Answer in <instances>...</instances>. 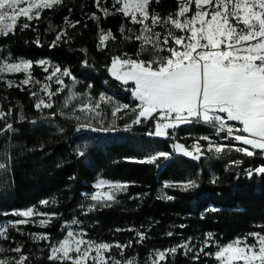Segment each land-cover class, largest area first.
<instances>
[{
	"label": "trees",
	"instance_id": "16d2710c",
	"mask_svg": "<svg viewBox=\"0 0 264 264\" xmlns=\"http://www.w3.org/2000/svg\"><path fill=\"white\" fill-rule=\"evenodd\" d=\"M180 2L153 0L149 6L150 14L162 19L174 16ZM112 3L113 0H105L104 6L109 8L105 17L96 9L95 0H64L61 6L41 11L39 20L34 19L29 29L20 30L19 25L24 22L21 18L13 34L0 35V57L13 61L31 60L30 71L35 80L43 83L46 75L37 66L40 59L48 61L50 66L58 64L69 69L75 77V84L68 77L64 78L67 87L52 97L53 107L43 112L35 110V98L30 95V90L39 91V84L30 83L18 88L0 82V110L6 114L12 110L0 120V130L8 123L15 129L0 133V164L4 165L0 168V222L19 219L12 212L30 207L40 212L58 213L46 227L29 223L20 225V230L16 231L9 226L10 239L0 240L5 248L23 244L24 251L32 257L31 264H50L49 243L34 240L29 234H48L54 244L66 234L65 222L70 225L74 218L80 224L70 225L72 230H84L85 239L122 244L132 240L134 246L125 250V258L135 257L137 264H145L151 250L169 248L189 237L198 250L207 233H212L219 245H226L249 232L260 231V226H264V177L243 174L245 168L264 163L259 156L251 158L232 151L220 157L209 153L207 158L194 161L173 153L169 160L161 158L155 165L130 162L156 151L172 152L170 145L174 140L146 136V132L154 130L152 121L125 130L132 114L121 119L123 113H119L113 119V105L110 104L101 105L100 120L91 119L78 110L81 103L98 98L102 93L111 96L115 102L135 106L137 102L132 100L130 92L110 76L106 66L113 56L146 61L154 58L151 45H144L147 50L141 51L142 42L135 40L141 25L132 24L121 13L114 12ZM69 9H72L71 14ZM93 13L100 17L98 22L90 19ZM65 17L80 23L74 28L68 27ZM98 24L105 33L110 32L116 38L109 39L103 51L97 48ZM61 29L66 30L70 39L53 48L51 42ZM172 30L177 35L182 34ZM153 31L161 33V40L167 35L161 26H156ZM37 35L41 41L39 46L34 43ZM125 36L131 39L126 40ZM84 61L89 66H85ZM0 79L18 83L24 79V74H7ZM50 83L51 90L55 91L57 85ZM73 108L77 109L74 115ZM53 112L57 113L55 117L51 116ZM61 112L68 114L60 115ZM101 124L111 125L113 130L92 132L85 129L86 125L98 128ZM80 128L83 130L77 131ZM173 131L175 141L186 146L202 136L216 139L214 129L203 124L183 125L169 130L170 134ZM201 143L206 146V142ZM78 150L84 151L85 155L79 157ZM236 159L242 160L243 164L229 167L230 161ZM213 176L218 177L216 183L211 182ZM97 178L129 186L117 195L111 206L97 207L89 212L88 206L93 203L90 195L95 190ZM186 179L195 180L198 186L188 191L163 187L166 181ZM165 194L174 199H162ZM45 200L49 201L47 205L41 203ZM136 231L146 233L141 244L135 243ZM169 231L174 235L167 236ZM216 250L215 246L206 249L212 253ZM111 254L121 258L118 249L113 248ZM215 262L212 257L201 256L199 264ZM168 264H192L191 256L186 257L181 250L169 257Z\"/></svg>",
	"mask_w": 264,
	"mask_h": 264
},
{
	"label": "snow or ice",
	"instance_id": "6c2138e0",
	"mask_svg": "<svg viewBox=\"0 0 264 264\" xmlns=\"http://www.w3.org/2000/svg\"><path fill=\"white\" fill-rule=\"evenodd\" d=\"M152 2L153 0H113L112 3L114 12L121 13L132 24L141 25L140 33L135 36L136 41L142 42L141 51L147 50L144 45H151L154 52V58L147 61L113 56L106 66L110 76L122 82L130 92L132 100L137 102L135 106L115 102L111 96L102 93L98 98H89L87 103H81L78 110L91 119L100 120L101 105L110 104L113 105V119L119 113H123L121 119L132 114L133 118L130 123L125 124V130L152 121L154 130L146 132V136L174 140L170 145L172 152L156 151L130 162L155 165L161 158L169 160L173 153L200 161L207 158L206 154L209 153L220 157L221 154L232 151L251 158L259 156L264 161V0H181L175 15L164 19L150 14L149 6ZM63 3L64 0H0V35L13 34L21 18H24V22L19 25L20 30L29 29L34 19L39 20L41 11L53 9ZM104 4L105 0H95L96 9L106 17L109 8ZM71 11L69 9V14ZM90 19L98 22L100 17L93 13ZM79 23V20L73 22L65 17L68 27L74 28ZM156 26L164 27L167 31L162 40L161 33L153 31ZM98 29L100 35L97 48L103 51L107 41L116 38L110 32L105 33L99 28V24ZM172 29L182 34L177 35ZM121 33H124L123 28ZM124 38L131 39L128 36ZM69 39L66 30L61 29L50 46L55 48ZM34 43L40 45L39 35ZM162 52L167 55H160ZM36 63L46 73L43 83L33 78L30 71L33 67L31 60L13 61L0 57V77L24 74V79L18 83L10 79H0V82L7 87L18 88L30 83L39 84V91L30 90V95L35 98V110L43 112L53 107L52 97L59 95L67 87L64 78L68 77L75 84V77L69 69L58 64L50 66L44 59ZM84 65L89 66L87 61H84ZM50 82L57 85L55 91L51 90ZM65 107L68 105L65 104ZM75 111L77 109L73 108V115ZM11 112V109L7 114L0 110V120ZM56 115L55 112L51 114L52 117ZM198 122L213 128L216 139L202 136L186 146L175 141L174 131L171 134L169 132ZM32 123L35 124L36 121ZM237 123L239 127L236 126ZM80 130L83 128L77 129ZM88 130L111 131L113 128L111 125L101 124V127H90ZM13 131V124L8 123L0 133ZM201 141L206 142V146ZM229 141L234 143H228ZM77 155L83 157L85 152L78 150ZM242 164V160L236 159L230 161L229 167H239ZM3 167L0 164V168ZM5 171L7 172V168ZM243 174L248 177H264V163L245 168ZM217 180L218 177L213 176L211 182L216 183ZM128 186L126 183L99 179L94 185L97 190L90 195L93 203L88 206L87 211L111 206L116 202L117 195L126 191ZM197 186L193 179L166 181L163 185L166 189L184 191ZM162 199L173 200L174 197L165 194ZM41 203L47 205L49 201ZM12 215L19 219L0 225V240L10 239L9 226L16 231L20 230V225L29 223L46 227L58 213L40 212L30 207L26 210H14ZM33 217L41 218L33 220ZM79 224L80 221L75 218L70 222V225ZM70 225L65 222V227L68 228L66 236L54 244L50 242L48 234H29L34 240L49 243L50 264H137L135 257L125 258V250L134 246L132 240L124 244L118 241L97 242L85 239L84 230L74 231ZM260 229L249 232L244 237H237L226 245H219L213 239V234L207 233L198 250L189 237L169 248L151 250L145 264H168L169 257H174L181 250L186 257L191 256L192 264H199L201 256L212 257L218 264H264V226H260ZM173 235L171 231L167 233L169 237ZM145 239V232L136 231L135 243L141 244ZM249 240L252 242L249 243ZM212 246L217 249L215 253L206 251ZM24 247L23 244H16L5 248L0 244V264H31L32 257L24 251ZM113 248L119 250L121 258L111 254Z\"/></svg>",
	"mask_w": 264,
	"mask_h": 264
},
{
	"label": "rangeland",
	"instance_id": "374dc122",
	"mask_svg": "<svg viewBox=\"0 0 264 264\" xmlns=\"http://www.w3.org/2000/svg\"><path fill=\"white\" fill-rule=\"evenodd\" d=\"M121 83H122V82H121ZM131 86H132V85L130 84L129 87H131ZM201 124H203V123H201ZM203 125H205V124H203ZM206 126H209V125H206ZM236 126L239 127L240 125L237 124ZM90 127H94V126H88V125H86V126H85V129H89ZM90 131H91V130H90ZM92 132H94V131H92ZM99 179H103V178H97L96 181H95V183H96ZM105 180H108V179H105ZM108 181H112V180H108ZM112 182H119V181H112ZM121 183H122V182H121ZM96 190H97V189H95L94 191H96ZM94 191H93V192H94ZM93 192H92V193H93ZM92 193H91V194H92ZM24 210H26V209H24ZM40 218H41V217H36L34 220H38V219H40ZM3 224H5V223L0 222V225H3ZM65 236H66V234H65L61 239H63ZM61 239H60V240H61ZM215 264H218V262L216 261Z\"/></svg>",
	"mask_w": 264,
	"mask_h": 264
},
{
	"label": "built area",
	"instance_id": "2783aa9c",
	"mask_svg": "<svg viewBox=\"0 0 264 264\" xmlns=\"http://www.w3.org/2000/svg\"><path fill=\"white\" fill-rule=\"evenodd\" d=\"M197 124H201V123L198 122Z\"/></svg>",
	"mask_w": 264,
	"mask_h": 264
}]
</instances>
